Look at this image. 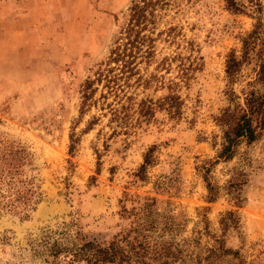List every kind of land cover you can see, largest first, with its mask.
<instances>
[{
  "label": "rangeland",
  "instance_id": "1",
  "mask_svg": "<svg viewBox=\"0 0 264 264\" xmlns=\"http://www.w3.org/2000/svg\"><path fill=\"white\" fill-rule=\"evenodd\" d=\"M166 2L144 30L154 40L137 59L140 84L134 76L80 114L81 85L130 0H0V158L24 157L18 179L33 192L27 210L0 195V264H91L77 248L132 240L137 229L171 244L164 264H264V132L231 159L217 156L228 90L242 96L255 75L253 64L233 84L225 73L254 15L225 0ZM141 101L152 103L146 115ZM145 202L148 215L124 211Z\"/></svg>",
  "mask_w": 264,
  "mask_h": 264
},
{
  "label": "trees",
  "instance_id": "2",
  "mask_svg": "<svg viewBox=\"0 0 264 264\" xmlns=\"http://www.w3.org/2000/svg\"><path fill=\"white\" fill-rule=\"evenodd\" d=\"M167 0H130L125 16L124 24L118 31L112 46L104 60L99 62L92 71L91 75L82 83L80 103V114L87 108L96 103L99 99H106L109 95L119 96L123 92V86L135 75L139 74L136 67L137 59L147 57L151 54L154 38L144 30L149 29L152 22L154 10L157 5H163ZM228 9L234 12H245L249 10L253 13L255 22L253 28L241 39V54L237 55L235 50L227 55L225 73L228 83L233 84L244 64H253L255 71L254 78L247 82V87L241 89V94H237L233 88L228 90V105L217 117L218 124L222 128L221 148L218 152V158L224 160L231 159L239 144L245 142L251 144L260 138L264 132V8L257 0H225ZM135 81L140 84L142 75L135 76ZM101 88L98 98L93 99V95ZM125 95V94H123ZM126 100H131V96H124ZM177 99L178 97L172 96ZM108 106L112 103L108 102ZM140 113L145 109L147 112L151 109L152 103L146 104L145 101L139 103ZM121 104L122 108H127ZM114 116L118 117L117 109H112ZM92 122L89 123V127ZM73 148V139L71 135ZM15 149V154L20 152ZM22 155L1 157L0 158V195L3 203L9 209L22 210L30 208V198L33 194L32 188H27L20 183L18 179V168L21 166ZM151 163V158L146 154L144 162L140 166V172L145 171L146 166ZM206 177V176H205ZM209 190V200H214L216 194L210 182H207ZM238 197V196H237ZM154 201L155 199L152 198ZM152 203L145 202L138 207V211L131 212L126 209L128 214L136 217L148 215ZM232 214V212H229ZM138 226V224H137ZM136 230V228L134 229ZM132 240H129L128 234L120 238V241L114 239L107 246L88 242V248H77L78 259H84L91 264H148L147 255L153 253L155 259L159 258L160 264H164L163 257L167 256V247L170 256L174 258L175 250L171 244L167 245L163 240L153 239L146 233H141L138 229L135 231ZM126 241L124 244L123 241ZM176 249V248H175ZM220 254L227 252L221 244L218 248ZM215 250H211V252ZM75 254V256L77 255Z\"/></svg>",
  "mask_w": 264,
  "mask_h": 264
}]
</instances>
